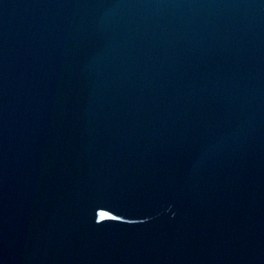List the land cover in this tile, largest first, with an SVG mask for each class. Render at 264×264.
<instances>
[{
    "label": "water",
    "instance_id": "1",
    "mask_svg": "<svg viewBox=\"0 0 264 264\" xmlns=\"http://www.w3.org/2000/svg\"><path fill=\"white\" fill-rule=\"evenodd\" d=\"M0 264H264V0H0Z\"/></svg>",
    "mask_w": 264,
    "mask_h": 264
}]
</instances>
